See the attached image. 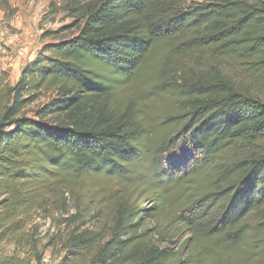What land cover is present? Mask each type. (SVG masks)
I'll use <instances>...</instances> for the list:
<instances>
[{
	"label": "trees",
	"instance_id": "1",
	"mask_svg": "<svg viewBox=\"0 0 264 264\" xmlns=\"http://www.w3.org/2000/svg\"><path fill=\"white\" fill-rule=\"evenodd\" d=\"M49 9L73 22L43 37L75 35L43 45L6 89L0 244L33 214L53 205L67 213V201L102 181L126 192L109 239L74 233L68 255H90L87 264H264V102L222 80L193 91L179 66L193 54L238 62L264 84V0H62ZM160 88L185 110L154 127L137 100ZM69 208L67 226L80 217Z\"/></svg>",
	"mask_w": 264,
	"mask_h": 264
},
{
	"label": "rangeland",
	"instance_id": "2",
	"mask_svg": "<svg viewBox=\"0 0 264 264\" xmlns=\"http://www.w3.org/2000/svg\"><path fill=\"white\" fill-rule=\"evenodd\" d=\"M7 2L9 9L5 11L0 8V112L9 103L7 87L17 82L21 70L35 59L41 47L75 35V30L69 29L55 35L57 37H43L46 33L60 31L73 22L65 12L58 14L50 12L49 5L58 6L62 0H7ZM179 66L184 72L182 79L187 78L188 85L193 91L198 89L199 85L205 87L209 79L222 80L223 84L240 92L250 93L264 102V84L256 81L246 66L238 62H215L209 56L193 54L182 58ZM167 71L165 69L161 74V78L166 82L170 77ZM148 77L151 75L145 74V78ZM153 83L154 80L151 79V84ZM171 93L169 88H160L157 91H149V94L137 100L138 104L141 103V106L151 110V122L153 121L154 127L157 125L159 127V123L165 118L185 110L183 98L172 96ZM45 103L46 99L43 98L26 107V115L31 117L33 111ZM178 151V148L170 150L168 158L171 161L179 159ZM98 184L100 185L96 191L93 189L92 193H84L78 199L73 197V201L71 199L67 201V213L58 205H53L48 213L33 214L20 234L11 241L0 244V264H41L44 257L49 259L50 264H87L90 255L67 254L65 249L67 239L74 233L78 235L86 231L88 234H96L95 243L100 240L101 244L105 243L109 239L116 212L126 195L121 189L114 188L113 184H110V188L117 190L116 192L108 190V185L102 181ZM135 199L133 195L129 201L133 202ZM74 205L80 210V217L75 224L67 226L64 220H70L75 214V210L69 208ZM260 248L261 246L256 243L253 249L255 255Z\"/></svg>",
	"mask_w": 264,
	"mask_h": 264
},
{
	"label": "built area",
	"instance_id": "3",
	"mask_svg": "<svg viewBox=\"0 0 264 264\" xmlns=\"http://www.w3.org/2000/svg\"><path fill=\"white\" fill-rule=\"evenodd\" d=\"M41 264H50V261H49V259L48 258H42V260H41Z\"/></svg>",
	"mask_w": 264,
	"mask_h": 264
}]
</instances>
